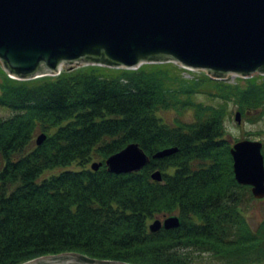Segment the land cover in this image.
Wrapping results in <instances>:
<instances>
[{"label": "trees", "instance_id": "16d2710c", "mask_svg": "<svg viewBox=\"0 0 264 264\" xmlns=\"http://www.w3.org/2000/svg\"><path fill=\"white\" fill-rule=\"evenodd\" d=\"M191 71L85 65L20 81L0 64V107L14 113L0 120V264L66 251L132 264H264V217L255 214L264 199L236 181L226 129L229 104L245 120L264 115V76L232 84ZM172 109L194 110L193 122L168 123L162 112ZM131 142L150 163L109 173L105 160ZM174 146V156L152 158ZM172 214L179 227L150 230Z\"/></svg>", "mask_w": 264, "mask_h": 264}, {"label": "water", "instance_id": "95a60500", "mask_svg": "<svg viewBox=\"0 0 264 264\" xmlns=\"http://www.w3.org/2000/svg\"><path fill=\"white\" fill-rule=\"evenodd\" d=\"M176 63L205 71L212 79L264 76V0H0V64L20 81L62 73L85 65L138 69L148 63ZM240 110L235 121L242 122ZM47 139L37 137L41 145ZM264 142L232 143L238 183L264 199ZM163 148L152 158L174 156ZM151 158L137 142L105 160L109 173L141 171ZM103 162H92L100 170ZM153 181H163L157 169ZM179 215L150 223L176 229ZM21 264H132L93 259L80 252L43 255Z\"/></svg>", "mask_w": 264, "mask_h": 264}, {"label": "rangeland", "instance_id": "374dc122", "mask_svg": "<svg viewBox=\"0 0 264 264\" xmlns=\"http://www.w3.org/2000/svg\"><path fill=\"white\" fill-rule=\"evenodd\" d=\"M191 72H195V74H198V76L201 75L202 72L206 73L205 71H198V70H192ZM187 79H191L192 74L188 72L182 73ZM236 76H230L227 78V81L234 84L236 81ZM195 100L200 101V103L210 104V105H216L220 102L219 99L216 98H210L207 94H197L195 97ZM229 112H232L231 115L228 117L226 122V129L228 132V138L230 142L235 143L236 140L239 139H253V140H262L264 142V115L258 117L255 121L251 120H245L242 119V122L235 121V112L238 111L236 109V106L229 104L228 105ZM194 110H185L183 111L182 115H179L177 110L172 109L170 111L166 110L162 112V115L165 117V119L168 121V123L172 124L176 120H179L181 122H193L194 120ZM259 111L255 112L254 115L258 114ZM14 113L12 110H9L6 107H0V120H4V118L12 117ZM231 143V144H232ZM76 167V166H73ZM65 168H59L57 170H48L46 173H44L41 178L45 177L47 178L48 175L55 173L59 174L60 171L64 170ZM66 170V169H65ZM255 214L259 220H261V217H264V201L261 203H258L256 206Z\"/></svg>", "mask_w": 264, "mask_h": 264}]
</instances>
